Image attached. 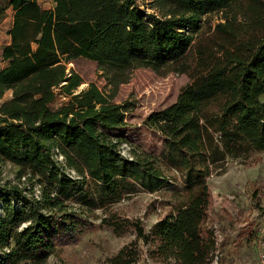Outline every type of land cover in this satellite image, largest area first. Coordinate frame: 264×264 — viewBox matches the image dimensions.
<instances>
[{
	"label": "trees",
	"instance_id": "16d2710c",
	"mask_svg": "<svg viewBox=\"0 0 264 264\" xmlns=\"http://www.w3.org/2000/svg\"><path fill=\"white\" fill-rule=\"evenodd\" d=\"M8 9L0 163L19 171L0 183V264H45L59 235L95 221L134 236L103 264H212L207 179L264 152V0H151L150 11L138 0H0V20ZM77 58L97 64L109 95L93 83L76 93L82 79L66 64ZM141 68L189 79L144 121L163 140L158 155L119 151L127 123L112 100ZM161 191L170 210L148 230L114 211Z\"/></svg>",
	"mask_w": 264,
	"mask_h": 264
},
{
	"label": "rangeland",
	"instance_id": "374dc122",
	"mask_svg": "<svg viewBox=\"0 0 264 264\" xmlns=\"http://www.w3.org/2000/svg\"><path fill=\"white\" fill-rule=\"evenodd\" d=\"M138 4L145 11H150L151 0H138ZM40 5L44 9L53 6L46 1ZM219 18V15H211L207 21L214 27ZM11 23L12 12L8 9L0 20V54L2 47L9 44L7 32ZM5 66L0 55V69ZM66 68L67 72L76 73L82 79L76 93L93 83L105 95L110 94L111 87L95 62L77 58L66 64ZM188 83L186 75L157 74L142 68L132 71L129 81L119 86L112 100L121 106L127 123L117 133L123 139L119 146L121 154L128 155L134 150L155 155L161 152V136L147 128L144 121L149 115L173 104ZM12 93V90H7L0 97V105L11 100ZM63 100L57 98L53 108H58ZM18 171L19 168L10 163H0V183H17ZM207 184L211 194L208 224L215 230L218 243L212 264H264V152L254 154L244 164L228 161L222 171L207 179ZM171 203L169 191L140 192L115 205L114 211L139 219L148 230L170 210ZM133 238L131 233L116 236L95 221L83 232L59 235L55 251L45 264H103Z\"/></svg>",
	"mask_w": 264,
	"mask_h": 264
},
{
	"label": "built area",
	"instance_id": "2783aa9c",
	"mask_svg": "<svg viewBox=\"0 0 264 264\" xmlns=\"http://www.w3.org/2000/svg\"><path fill=\"white\" fill-rule=\"evenodd\" d=\"M56 158H57V160L59 161V162H63V158H62V156H56ZM72 174H73V172H71Z\"/></svg>",
	"mask_w": 264,
	"mask_h": 264
}]
</instances>
